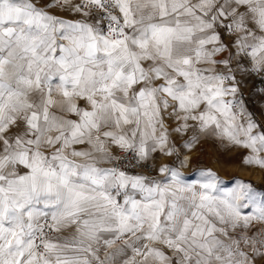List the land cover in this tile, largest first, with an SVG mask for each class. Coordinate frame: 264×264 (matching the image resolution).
I'll use <instances>...</instances> for the list:
<instances>
[{
  "label": "snow or ice",
  "instance_id": "snow-or-ice-1",
  "mask_svg": "<svg viewBox=\"0 0 264 264\" xmlns=\"http://www.w3.org/2000/svg\"><path fill=\"white\" fill-rule=\"evenodd\" d=\"M252 78L264 0H0V264H264V190L184 174L264 170Z\"/></svg>",
  "mask_w": 264,
  "mask_h": 264
},
{
  "label": "rangeland",
  "instance_id": "rangeland-1",
  "mask_svg": "<svg viewBox=\"0 0 264 264\" xmlns=\"http://www.w3.org/2000/svg\"><path fill=\"white\" fill-rule=\"evenodd\" d=\"M67 16L69 19L79 17L69 16L67 13H57ZM259 88L254 79H248L242 85L244 99L247 101L250 111L256 114L258 119L264 108V96L257 95L255 89ZM245 152L240 149L225 150L224 146L211 139L203 140L191 153V167L184 170L185 177L189 180L199 178V171L212 169L224 180V187L233 186V177L251 183L256 189L264 190V170L258 167L247 166L243 163Z\"/></svg>",
  "mask_w": 264,
  "mask_h": 264
},
{
  "label": "built area",
  "instance_id": "built-area-1",
  "mask_svg": "<svg viewBox=\"0 0 264 264\" xmlns=\"http://www.w3.org/2000/svg\"><path fill=\"white\" fill-rule=\"evenodd\" d=\"M252 79L255 80L258 87H264V84H261L258 78H252ZM130 171H135V172L142 171V172H144L146 174H150V175L155 174L154 172H151L148 168H145V169L133 168V169H130Z\"/></svg>",
  "mask_w": 264,
  "mask_h": 264
},
{
  "label": "crops",
  "instance_id": "crops-1",
  "mask_svg": "<svg viewBox=\"0 0 264 264\" xmlns=\"http://www.w3.org/2000/svg\"><path fill=\"white\" fill-rule=\"evenodd\" d=\"M132 172H135V171H132Z\"/></svg>",
  "mask_w": 264,
  "mask_h": 264
}]
</instances>
